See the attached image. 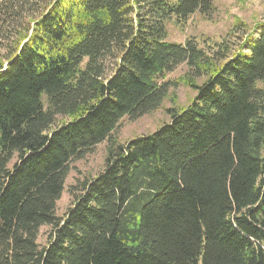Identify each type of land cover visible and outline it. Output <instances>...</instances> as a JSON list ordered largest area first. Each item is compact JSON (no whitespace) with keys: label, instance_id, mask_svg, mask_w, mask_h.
Returning a JSON list of instances; mask_svg holds the SVG:
<instances>
[{"label":"trees","instance_id":"1","mask_svg":"<svg viewBox=\"0 0 264 264\" xmlns=\"http://www.w3.org/2000/svg\"><path fill=\"white\" fill-rule=\"evenodd\" d=\"M215 1L0 0L18 38L0 60V264H264V23L220 65L167 41ZM184 63L207 75L191 104L118 144ZM105 141L104 171L59 217L70 164Z\"/></svg>","mask_w":264,"mask_h":264},{"label":"rangeland","instance_id":"2","mask_svg":"<svg viewBox=\"0 0 264 264\" xmlns=\"http://www.w3.org/2000/svg\"><path fill=\"white\" fill-rule=\"evenodd\" d=\"M261 23H264V0H216L211 16L197 13L185 23H177L174 19L169 21L167 41L185 44L188 40H193L205 53L208 61L220 65L223 63L224 55L231 57L238 53L243 41L252 33L256 34L257 26ZM1 27L0 25V60L4 62L13 51L18 38L13 37L12 40H7L5 37L11 34L3 37ZM115 66L114 60L107 62L108 77L114 73ZM167 80L175 84L158 110L137 120H131L129 117L121 120L112 134L118 144H126L135 138L150 135L163 125L170 123L169 111H182L197 95V91L187 84L188 81L200 86L207 80V75L205 73L198 75L184 63L169 74ZM67 120L66 117H58L53 128ZM108 147L109 141H105L83 159L75 160L70 164L65 189L57 203L59 217H64L68 209L73 206L76 197L81 193L83 184L104 171ZM51 234L52 228L43 227L40 230L38 242L41 247L48 244Z\"/></svg>","mask_w":264,"mask_h":264}]
</instances>
